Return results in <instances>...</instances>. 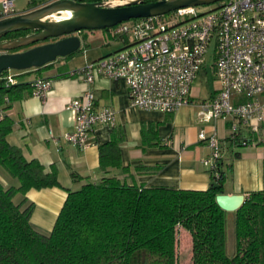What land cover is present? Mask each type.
Masks as SVG:
<instances>
[{"label":"crops","instance_id":"obj_1","mask_svg":"<svg viewBox=\"0 0 264 264\" xmlns=\"http://www.w3.org/2000/svg\"><path fill=\"white\" fill-rule=\"evenodd\" d=\"M13 2L16 15H20L47 5L51 0ZM80 36L82 45L78 53L58 59L40 73L27 74L18 81L31 82L36 76L52 79V88L46 98L33 97L24 90L23 98L7 111L13 122L7 143L20 149L26 160L39 162L47 172L54 168L60 185L26 194L27 201L34 204L30 223L36 230L50 233L67 192L79 190L86 182L98 183L106 175L100 169L99 147L118 137L117 134L121 137V166L127 173L119 169L110 170L109 174L127 183L175 190H207L211 178L203 162L209 159L210 150L198 139L204 131L207 136L215 135L221 144L222 194L246 198L252 192L264 190V121L259 123L260 130L254 134L249 126L237 124L229 117L209 122L199 117L200 104L210 102L219 89L212 66H205L198 73L192 85L190 104L174 113L143 110L129 104L128 91L121 80L98 75L88 84L82 78L67 75L112 54L110 43L119 42L109 31L82 32ZM120 45L115 51L125 46L121 42ZM86 91L93 92L97 109L107 108L114 112V125L96 126L90 134L89 147L79 150L65 142L63 135L74 130L75 117L70 103ZM233 124H237L235 134ZM140 167L151 171L138 172ZM72 172L79 180L72 179ZM7 176L0 169L3 186L19 185L17 180ZM21 199L18 196V201Z\"/></svg>","mask_w":264,"mask_h":264},{"label":"trees","instance_id":"obj_2","mask_svg":"<svg viewBox=\"0 0 264 264\" xmlns=\"http://www.w3.org/2000/svg\"><path fill=\"white\" fill-rule=\"evenodd\" d=\"M22 35L12 34L6 39ZM113 39L126 43L122 37ZM51 65L11 73L12 84L8 82L9 72L0 75V109L4 111L0 119V168L19 183L16 187L0 183V264H175L180 227L191 233L193 264H264V190L250 193L233 213L234 247L229 255L227 213L215 202L223 193L220 169L219 177L210 173L211 184L205 191L127 183L109 174L119 169L127 173L120 162L119 134L99 147L100 169L106 175L98 183L86 182L79 190L68 191L51 232H38L30 223L34 204L27 201L26 194L60 185L54 168L47 172L39 162L26 160L20 149L7 143L13 128L7 111L23 98L24 90L32 93L34 80L18 81ZM39 78L44 77L36 76L35 80ZM144 171L151 169H138ZM71 177L79 180L75 172ZM17 196L22 199L16 204Z\"/></svg>","mask_w":264,"mask_h":264},{"label":"built area","instance_id":"obj_3","mask_svg":"<svg viewBox=\"0 0 264 264\" xmlns=\"http://www.w3.org/2000/svg\"><path fill=\"white\" fill-rule=\"evenodd\" d=\"M55 1L62 0H51ZM15 15L13 0L0 2V21ZM109 33L125 38V46L136 45L87 68L70 71L69 77L82 78L88 84L98 75L121 80L132 107L174 113L190 104L192 85L206 66L214 42L211 66L219 89L210 102L200 104L199 117L203 122L229 117L249 126L252 133L259 132V123L264 121V0H225L204 11L183 8L165 16L119 24ZM8 82L13 83L11 74ZM51 88L52 79H36L31 95L44 99ZM69 108L75 117L74 130L63 139L79 150L89 147L96 126L114 125V112L97 109L92 91L84 92ZM3 115L0 109V119ZM237 124L232 126L234 134ZM198 139L210 150L204 166L219 177L220 141L204 132Z\"/></svg>","mask_w":264,"mask_h":264},{"label":"water","instance_id":"obj_4","mask_svg":"<svg viewBox=\"0 0 264 264\" xmlns=\"http://www.w3.org/2000/svg\"><path fill=\"white\" fill-rule=\"evenodd\" d=\"M223 1L129 0L121 4L113 0L104 3H80L75 0L50 2L0 21V75L9 71L41 69L58 59L76 54L81 50L82 32L109 30L131 20L165 16L179 9L207 7ZM17 33L24 35L6 39L8 35ZM49 40L54 41L47 42ZM19 49L22 51L15 52ZM244 201V195L220 194L215 197L217 206L225 213L232 214L242 207Z\"/></svg>","mask_w":264,"mask_h":264},{"label":"rangeland","instance_id":"obj_5","mask_svg":"<svg viewBox=\"0 0 264 264\" xmlns=\"http://www.w3.org/2000/svg\"><path fill=\"white\" fill-rule=\"evenodd\" d=\"M113 1L116 4L117 3L121 4V3H125V2H127L129 0H113ZM213 6L214 5H210V6H207V7H198L197 9H198V11H204V10L213 8ZM214 44L215 43L213 42V44L210 46L209 51H208V56H207V61H206V67L207 68L210 67L213 64L212 56H213V53H214ZM110 45H111L110 50H111L112 54H110V55H108V56H106V57H104L102 59H106L109 56L111 57V56H113V55H115V54H117L118 52H121V51H127V50L133 48L136 45V43L127 44L126 46L121 47V49L118 50V51H115V50L118 48V46H122V45H120V42H118V44H117L114 41H112L110 43ZM15 73H17V72H15ZM9 74H11V71H9ZM0 169H1V171H3V173L5 175H8L2 168H0ZM7 177L12 179L9 175ZM14 181H16V180H14ZM14 202L16 204L19 202L18 201V196L15 198ZM233 218L234 217H233L232 213H227V215H226V219H227L226 246H227V252H228L229 255L233 253V247H234ZM35 229H36V227H35ZM37 231H38V229H37ZM41 232H42V234H48V233H44L43 231H41ZM192 258H193V252H192V237H191V233L180 227V228L177 229V233H176L175 260H174L175 264H193Z\"/></svg>","mask_w":264,"mask_h":264},{"label":"flooded vegetation","instance_id":"obj_6","mask_svg":"<svg viewBox=\"0 0 264 264\" xmlns=\"http://www.w3.org/2000/svg\"><path fill=\"white\" fill-rule=\"evenodd\" d=\"M26 34H27V33H26ZM47 42H53V40H49V41H47ZM47 42H46V43H47Z\"/></svg>","mask_w":264,"mask_h":264}]
</instances>
